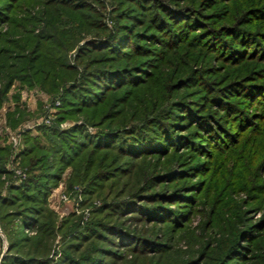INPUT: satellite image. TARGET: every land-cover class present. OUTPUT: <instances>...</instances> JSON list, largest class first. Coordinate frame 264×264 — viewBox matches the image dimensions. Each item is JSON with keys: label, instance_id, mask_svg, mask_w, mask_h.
<instances>
[{"label": "rangeland", "instance_id": "obj_1", "mask_svg": "<svg viewBox=\"0 0 264 264\" xmlns=\"http://www.w3.org/2000/svg\"><path fill=\"white\" fill-rule=\"evenodd\" d=\"M135 1H87L94 8L93 18L97 23L96 28L77 46L63 53L75 69L74 80H66L53 91L37 85L30 86L19 80L15 81L0 106V144L10 149L5 163L10 177L6 178L5 188L10 185L21 186L28 179L29 168L22 164L21 155L25 145V132L30 131L32 135H39L38 130L41 126L58 127L64 131L75 126L85 127L90 135H97L102 129L105 132H119L126 126L140 125V121L155 112L170 111L174 107V101L183 97L182 100L194 103V108L199 109L203 116L210 117L213 125H218L217 118H220L229 131L231 139H226L224 144L206 142L203 136H197L198 132H201V135L206 133L195 119L184 115L176 120L166 112L164 120L176 123L169 125L168 131L192 138L193 142L198 144H184L180 148L171 150L168 155L161 153L141 159L129 156L126 158L119 155L116 150L101 152V155H105L104 167L123 163L122 166L126 165L127 171L122 177L109 180L108 186L101 192L92 194L86 191L85 184L71 181L74 172L71 167L65 169L59 183L51 187L48 199L49 208L57 216V227H63L68 219H72L77 225L85 226L92 219H106L108 214L110 225L118 224L124 229L120 235L116 234L111 238L114 245L110 246V249L119 250L122 256V258L117 257L115 264H221L222 261L229 264H264V100L256 102L245 96L228 95L227 99L245 113L243 118H238L239 112L236 107L235 114H228L225 108L216 105L217 103L211 99L212 93L209 92L211 88L216 90L235 81L244 84L264 83V58L249 56L241 60H227L215 49L209 50L205 44L203 45L209 38L206 34L201 35L202 40L197 44L187 41V37L176 48H168L159 40L164 35L158 32L157 28H152L153 18L157 17L155 13L167 17L164 7L159 3L168 1L167 3H171V6L174 9L178 8L181 13H187L189 9L193 10L199 23L195 32L191 34L202 33L204 29L212 28L222 33L220 36L222 42L230 40L232 47H241L251 52L253 50L251 46L240 42V38L228 36V31L223 32V30L232 26L238 27L244 36H252L255 44L260 41L264 45V0H140V3ZM11 6H14L12 10ZM36 6V8L34 6L28 8L24 0H0L2 43L5 40L23 39L21 34L15 33V31L20 32L17 27L20 22L17 19L29 15L30 12L35 13L31 16L35 17V21L30 22L35 25L32 34L40 35L44 32L42 29L44 22H40V19H46L45 13L41 12L40 4ZM25 11L30 12L25 14ZM123 25L128 26L129 32L126 33H130L131 43H137L139 48L145 49L143 53L130 49L132 53L129 57H123V61L137 65L141 59L150 58V64L146 67L149 75L145 74L143 80L145 82L149 79V82L140 86L128 85L118 92H113L109 99L102 100L100 110L94 113H77L59 121L66 90L76 79L80 81L82 73L87 69L90 71L104 64L109 65L112 62L108 61L114 59V56L106 51H88L85 54H91L92 57L85 64L84 52L81 56L78 47L88 39L106 38ZM122 30L125 31L123 28ZM147 33L156 35L157 39H149ZM172 74L177 75L176 79L185 78L188 83L176 84L172 87L176 81L174 79L171 88H166L168 86L166 81L173 79ZM17 107L25 110V113L24 118L13 128L9 124L8 115ZM155 107L160 109L155 110ZM107 112L110 117H107L105 122H99ZM210 113L217 117H211ZM91 115L96 117L93 123L88 119ZM48 118H51L49 122H47ZM12 132L20 133V152L17 158L20 161L19 165L26 171V177L22 181L16 177V168L13 170L15 166L10 164L13 153V143L10 142ZM194 137H198V140ZM43 142H47L45 137ZM201 144L203 148H194ZM99 155H95L98 162L101 161ZM191 167H197L198 172L191 171ZM169 170L188 173L181 175L175 173L172 178H168L169 180L154 179L157 174ZM193 184L200 185V189L188 192L195 197L190 205L183 204L178 199L168 202L163 199L161 203L168 210L179 212H187L188 207H192L188 211L184 228L174 230L169 223L150 222L143 218L139 208H134L137 205L143 208L144 202L140 201L143 196L142 189L152 193L184 189L186 191ZM132 194H137L132 202L138 204L131 203L132 206L120 210L118 216L109 205L122 198L129 203L131 199L127 196ZM151 202L155 203L156 200L154 202L152 199L150 201L145 199V204ZM129 227L137 230V233L153 237L164 247L159 249L161 251L155 249L149 250L148 253L127 250L124 245L129 241H122H125L123 238L128 235V230L125 229ZM245 232L247 238H244ZM58 233L56 249H60L63 242V234ZM1 237L0 259L8 249L6 234L3 232ZM129 237L133 238V234H129ZM93 238L81 240V253L91 247ZM96 243L97 246L101 244L97 241ZM227 252L234 255L230 256L229 253L228 256ZM110 255L112 256L113 253Z\"/></svg>", "mask_w": 264, "mask_h": 264}, {"label": "trees", "instance_id": "obj_2", "mask_svg": "<svg viewBox=\"0 0 264 264\" xmlns=\"http://www.w3.org/2000/svg\"><path fill=\"white\" fill-rule=\"evenodd\" d=\"M87 1L24 0L28 8L30 6L36 8V4L41 5V12L45 13L46 17L44 20L40 19V22H44L42 27L44 32L40 35L32 34L35 25L30 22L35 21V17H31L35 13L25 11V14L29 12L30 14L17 19L20 22L17 25L20 32L15 31V33L21 34L23 39L20 41L5 40L3 43L0 41V106L17 80L30 86L37 85L48 91H53L57 90L66 80L72 81L76 78L75 73H73L74 67L66 59V56H63V53H66L69 48L77 46L96 28L97 23L93 18L94 8ZM136 1L140 3V0ZM167 2L161 1L159 3L160 6L164 7L167 17L155 13L157 17L153 18L154 27L152 28H157L158 32L164 35L159 40L168 48H176L187 37V41L197 44L202 40L201 35L206 34V37L209 38L203 45L205 44L209 50L215 49L220 56L227 60H241L249 56L264 58V45L260 41L255 44L252 36H244L238 27L232 26L224 29L223 32L228 31V36L240 38V42L253 48L251 52L241 47H232L230 40L222 42L220 38L222 33L212 28L204 29L202 33L191 34V32H195L194 30L199 23L193 10L189 9V12L181 13L178 8L174 9L171 3ZM10 8L12 10L14 6ZM91 10H93L92 13ZM122 28L120 26L110 36L103 39H88L82 46L78 47L81 56L84 52L85 64L92 57L91 54H85L88 51H106L111 53L114 59L108 61L112 62L109 65L104 64L90 69V71L87 69L82 73V79L80 81L76 79L71 87L66 90L62 100L59 121L77 113H94V111L100 110L103 104L102 100L109 99L113 92H118L128 85L139 84L140 86L149 82V79L145 82L143 80L144 75L148 73L146 67L150 64V58L141 59L137 65L123 61V57H129L132 53L130 49L141 53L145 49L139 48L137 43H131L132 38L130 39V33L127 34L129 32L127 25H123ZM147 36L151 40L157 39L154 34L148 35L147 33ZM176 76L172 74L173 79L170 78L166 81L168 83L166 88H171L173 80L177 78ZM187 83L185 78H179L176 79L172 87L176 84ZM209 90L213 95L211 99L217 103L216 105L225 108L228 114H235L236 107L239 112L238 118H243L245 113L227 99L228 95L245 96L256 102L264 100V83L244 84L235 81L226 87ZM15 98L18 100L17 96ZM181 98L174 101V107L170 111L155 112L150 117L140 121V125L126 126L119 132H105L102 129L97 135H90L85 127L77 126L65 131L58 127L41 126L38 130L39 135H32L30 131L25 132V145L21 155L22 164L29 168V176L21 186L10 185L5 188L6 178L7 176L10 177L5 167L10 149L8 146L0 144V225L8 238V249L0 264H115L117 257L122 258L119 250L110 249V246L114 245L112 236L120 235L124 230L122 226L110 225V216L107 214L106 219H92L85 226L77 225L72 219H68L62 225L63 227H57V216L48 205L50 189L59 183L64 170L71 167L74 171L71 176L72 182L85 184L86 191L90 194L101 192L108 186L109 180L116 177L120 178L127 171V166H122L123 163L113 165V167H104L105 155L100 153L106 150H116L119 155L126 158L129 156L130 158L141 159L148 155L161 153L168 155L171 150L180 148L184 144H198L194 143L192 138L182 137L180 134L176 135L172 131H168L169 125H176V123L174 121L169 123L164 120L166 112L170 114L172 119L176 120L184 115L195 119L206 133V135H201V132H198L199 135L197 136H203L206 142L224 144L226 139H231L229 131L220 118H217L218 125H213L210 117L203 116L199 109L194 108V103H189ZM161 108L163 109V107ZM154 109L159 110L160 107ZM24 113L25 110L18 107L14 112L9 113L10 126L13 128L17 126L24 118ZM210 115L213 116L211 113ZM92 116H88V119L93 123L96 117ZM107 117H110L108 112L99 122H105ZM216 117L213 116V118ZM43 137L46 138V143L43 142ZM198 137L194 138L198 140ZM203 147L201 144V146L198 145L194 148ZM95 155L100 156V162L97 161ZM95 166L97 169L102 167L97 170ZM190 170L198 172L196 171L197 167H191ZM175 173L181 175L188 172L169 170L157 174L154 179L169 180L168 178H172ZM4 188L6 189L5 193L3 192ZM199 189L200 185L197 186V184L190 185L186 191L184 189L152 193L142 189L143 196L140 201L144 202L143 208L141 205L134 208H139L143 218L150 222L169 223L174 230H179L184 228L188 219V211L192 207H188L187 212L168 210L165 205L161 204L162 200L165 199L168 202L178 199L183 204L190 205L191 202H194L195 197L188 192ZM127 197L131 199L129 203L122 198L109 205L117 212L118 216L127 206L130 208L131 203L138 204L132 202L137 194ZM145 199L149 201L152 199L154 202L156 200V202L145 204ZM125 230H128V235L124 236L123 240L125 241L122 242L129 241L124 245L127 250L148 253L149 250L155 249L161 251L159 249L164 247L153 237L137 233V230H132L130 227ZM28 232L32 233L29 234ZM58 232L63 234L60 249H56ZM129 234H133V238L129 237ZM247 236L246 233L244 238ZM91 237H94V240L91 241V247L81 253V240H88L87 238L91 239ZM96 241L101 244L97 246ZM229 253L227 252L226 255ZM229 255L233 256L234 254L230 253ZM221 264L229 263L222 261Z\"/></svg>", "mask_w": 264, "mask_h": 264}, {"label": "built area", "instance_id": "obj_3", "mask_svg": "<svg viewBox=\"0 0 264 264\" xmlns=\"http://www.w3.org/2000/svg\"><path fill=\"white\" fill-rule=\"evenodd\" d=\"M50 119L48 118L47 122H49ZM38 124H40V123H38ZM19 137H20V133L18 134V133H13L12 132L10 134V142L13 143L12 144V146H13L12 162L10 164H11V166H15L13 170H15V168H16V170H15L16 177L22 181V179L24 180L25 177H26V173H25L26 171H24L22 169V167L19 165L20 161L17 158V156H18V154L20 152ZM0 234L3 235L1 226H0ZM0 263H1V259H0Z\"/></svg>", "mask_w": 264, "mask_h": 264}, {"label": "crops", "instance_id": "obj_4", "mask_svg": "<svg viewBox=\"0 0 264 264\" xmlns=\"http://www.w3.org/2000/svg\"><path fill=\"white\" fill-rule=\"evenodd\" d=\"M0 251H1V245H0Z\"/></svg>", "mask_w": 264, "mask_h": 264}]
</instances>
